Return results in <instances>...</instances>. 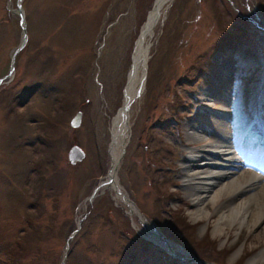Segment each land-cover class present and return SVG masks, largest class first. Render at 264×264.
<instances>
[{"label": "rangeland", "instance_id": "374dc122", "mask_svg": "<svg viewBox=\"0 0 264 264\" xmlns=\"http://www.w3.org/2000/svg\"><path fill=\"white\" fill-rule=\"evenodd\" d=\"M153 1L23 0L28 42L15 74L0 88V245L23 234L29 218L37 230L27 236L31 255L20 264H165L163 252L150 255L148 241L156 232L180 263L264 264V244L253 227L216 235L214 216L194 220L196 206L182 178L186 149L201 148L217 132L216 119L207 115L224 114L235 141L248 128L246 106L260 70L255 57L264 62V31L253 22L264 18V0H165L145 45L151 42L144 86L140 74L124 128L120 194L107 186L92 192L113 166L111 118L125 102L127 75ZM16 3L0 0V78L21 38ZM234 41L247 51L224 47ZM218 47L228 54L216 55ZM203 90L211 91L212 101L205 102ZM199 107L200 121H192ZM206 109L211 112L204 115ZM77 111L82 122L72 129ZM228 111L233 121L226 119ZM193 122L207 133L202 141H187L186 126ZM72 145L85 151L74 166L67 160ZM36 179L44 180L38 196L31 185ZM244 196L222 202L240 203ZM37 254L39 261L32 262ZM193 254L197 261L189 260ZM257 255L261 261L251 263Z\"/></svg>", "mask_w": 264, "mask_h": 264}, {"label": "bare ground", "instance_id": "6f19581e", "mask_svg": "<svg viewBox=\"0 0 264 264\" xmlns=\"http://www.w3.org/2000/svg\"><path fill=\"white\" fill-rule=\"evenodd\" d=\"M164 2L165 0L155 1L150 19L143 28L142 35L136 44L133 68L125 89L126 105L133 100L138 90L140 74L143 71V65L148 54L146 53L147 48L145 45L149 34L154 30ZM203 96H205V101H212L208 98L211 97L210 92L205 91ZM129 108L120 110L119 114L112 119V143L110 146L112 167L118 165L121 159L122 145L125 142L124 128L128 124ZM207 116L213 120L216 119L214 120L217 127L215 136L212 141L209 142L207 140V143L201 148L188 147L186 150L189 151L183 163L182 178L188 197L192 199L193 204L196 206V210L191 213V216L194 220L200 217L208 220L209 216H214L216 219L214 222V233L216 235H221L222 232L226 229L228 230V228H233V226H236V230H247V228L253 227L254 232L259 234L257 236L264 244V177L249 171L238 174L236 169L240 172L244 165L236 161L238 157L235 155L233 148L237 149V147L232 146L231 138L229 137L230 131L225 126L224 117ZM186 127L188 128L187 141L197 142L205 139L207 133L197 123L193 122ZM109 177L108 175V179L100 184L99 189H104L105 184L111 185L113 180H109ZM224 180H226L225 183L223 182ZM112 185L113 187H111L117 190L115 181ZM243 194L245 196L240 203L227 202V200H235ZM225 197L229 198L226 202H222ZM261 225L262 227L259 228ZM256 227L259 229H256ZM257 230L259 231L257 232ZM151 236L158 243L170 249L155 234H151ZM234 256H237V254ZM262 258L261 255H257L251 263L260 262Z\"/></svg>", "mask_w": 264, "mask_h": 264}, {"label": "trees", "instance_id": "16d2710c", "mask_svg": "<svg viewBox=\"0 0 264 264\" xmlns=\"http://www.w3.org/2000/svg\"><path fill=\"white\" fill-rule=\"evenodd\" d=\"M149 80L151 82V79H149ZM149 92H150V90H149ZM42 178H45V177L42 176ZM43 181H44L43 179H41V180L36 179L31 183L32 188L34 190V193H37V196L40 193V186L44 185V184H42ZM38 198H40V196L37 197V199L34 203V206L39 209V206L37 205L39 203ZM32 219L33 218H29V220H27L28 227L25 229V232H23V234H20V236L17 239H15L14 241H12L10 243L5 242L3 245H0V256H7V259L3 262V264H20L21 263L20 260L22 261L23 259L29 258V256L31 255V254L30 255L27 254L29 248L25 249L24 244L26 243L27 236L30 235V233H31V236L33 234L36 235V233H37V230L34 229V223L32 222ZM182 220H183V218H182ZM182 222H183V224H185L184 220ZM185 226H187V224H185ZM171 228L174 229V227H171ZM23 229H24V227H23ZM31 249H32V247H31ZM18 252H20V255L18 254ZM30 253H32V250L30 251ZM37 255H38V257L35 258V260H33L32 262L39 261L41 256H40V254H37ZM193 255L195 256V254H193ZM0 262H1V259H0Z\"/></svg>", "mask_w": 264, "mask_h": 264}, {"label": "water", "instance_id": "95a60500", "mask_svg": "<svg viewBox=\"0 0 264 264\" xmlns=\"http://www.w3.org/2000/svg\"><path fill=\"white\" fill-rule=\"evenodd\" d=\"M154 2H155V1H154ZM22 34H23V37H22V42H21L20 47H22V46L24 45L25 41H26V32H25V29H24V28L22 29ZM148 50H149V48L146 49V53H148ZM146 60H147V58L145 59V63H144V65H143V71H142V84H143L144 76H145ZM129 104H130V102H129L127 105H126L125 102H124V103H123V106H122V108H121L120 110H122V109H126V108L128 109ZM80 117H81V113L79 112V113L77 114V117L75 118V120H77L76 124H78V122L80 121ZM76 124H74V125H76ZM83 157H84V154H83V152H82L78 147H74V148H72V149L70 150V153H69V160H70L72 163H75V162H77V161H80ZM118 168H119V164L116 165L115 167H112V169H111V171H110V173H109V176H110V177H109V180H110V179L113 180V181H111V185H112V183L115 181V177H114V176H116V172H117ZM109 182H110V181H109ZM107 183H108V181H107Z\"/></svg>", "mask_w": 264, "mask_h": 264}]
</instances>
